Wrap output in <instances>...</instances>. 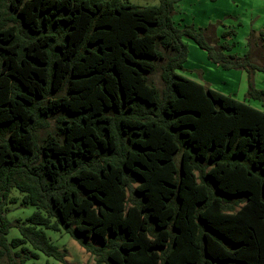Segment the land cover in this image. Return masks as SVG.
<instances>
[{"label":"trees","instance_id":"trees-1","mask_svg":"<svg viewBox=\"0 0 264 264\" xmlns=\"http://www.w3.org/2000/svg\"><path fill=\"white\" fill-rule=\"evenodd\" d=\"M178 1L0 0V264L65 262L42 227L96 264H264V110L177 72L184 38L225 69L264 72V32L238 56L178 26ZM55 116L61 138L41 142ZM13 189L39 210L10 220Z\"/></svg>","mask_w":264,"mask_h":264},{"label":"rangeland","instance_id":"rangeland-1","mask_svg":"<svg viewBox=\"0 0 264 264\" xmlns=\"http://www.w3.org/2000/svg\"><path fill=\"white\" fill-rule=\"evenodd\" d=\"M136 6L157 5L160 0H122ZM15 15L8 13L6 23L8 26L18 25L19 21L14 19ZM175 23L183 27L194 25L204 29L208 39L223 44L227 42L232 45L231 53L244 56L250 49L258 54L254 41L250 44V39L260 37L264 32V0H179L175 4L173 13ZM225 32H229L223 35ZM255 33V34H254ZM253 34L254 36H251ZM21 36L25 33L21 31ZM254 39H253V38ZM188 46V57L182 69L177 72L188 78L197 80L206 86L211 87L224 94L247 102L259 109L264 110V95L261 99L253 98L249 95L251 86L264 92V72L259 70L248 71L247 69L231 68L225 69L221 65L213 62L208 57L205 49L201 48L193 39L184 38ZM260 47V46H258ZM255 61L264 63V59L253 58ZM4 60L0 57V72ZM150 80L159 87L163 86L161 77V67L152 74ZM62 126L58 117L48 120L45 126H39L37 133L40 141L47 137L48 133L61 138L60 127ZM12 196H18L16 203H9L7 206V216L10 220H25L39 208L32 204H22V193L18 189L12 190ZM50 240L66 253L65 262H62L43 252L36 251L28 244L32 251L39 254L38 258H29L24 264H96L93 255L86 251L69 233L64 229L56 231L42 227ZM21 236L20 230L12 226L8 239Z\"/></svg>","mask_w":264,"mask_h":264}]
</instances>
